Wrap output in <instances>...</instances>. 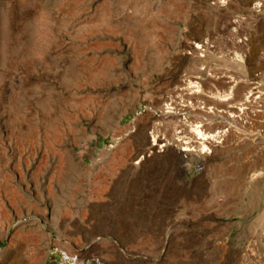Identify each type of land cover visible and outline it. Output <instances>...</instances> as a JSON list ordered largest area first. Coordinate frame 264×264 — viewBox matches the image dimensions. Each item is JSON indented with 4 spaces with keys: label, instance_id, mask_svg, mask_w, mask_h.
<instances>
[{
    "label": "rangeland",
    "instance_id": "1",
    "mask_svg": "<svg viewBox=\"0 0 264 264\" xmlns=\"http://www.w3.org/2000/svg\"><path fill=\"white\" fill-rule=\"evenodd\" d=\"M96 4L0 0V264H264V205L247 165L214 166L209 186L157 159L106 188L132 148L89 140H109L167 61L135 60L134 76L114 69L100 55L113 25ZM167 6L175 26L186 6ZM65 171L66 198L55 188ZM88 171L102 186L83 187Z\"/></svg>",
    "mask_w": 264,
    "mask_h": 264
},
{
    "label": "built area",
    "instance_id": "2",
    "mask_svg": "<svg viewBox=\"0 0 264 264\" xmlns=\"http://www.w3.org/2000/svg\"><path fill=\"white\" fill-rule=\"evenodd\" d=\"M170 1L96 4L98 16L107 11L105 19L113 25L114 46L103 48L100 55L112 58L114 69L134 76L139 72L135 60L167 61L157 78L142 88L145 98L118 122L109 140L100 143L97 135L89 140L96 150H110L122 141L132 148L127 165L106 188L120 178L131 179L157 159L168 158L184 179L205 178L209 186L214 166L247 165L248 184L258 182L264 205V0H182L186 7L175 26L164 10L167 5L170 10ZM141 127L144 141L139 143ZM92 176L88 171L84 188H90V182L102 186L90 180ZM73 186L65 171L55 188L66 198ZM257 226L264 236V221Z\"/></svg>",
    "mask_w": 264,
    "mask_h": 264
},
{
    "label": "crops",
    "instance_id": "3",
    "mask_svg": "<svg viewBox=\"0 0 264 264\" xmlns=\"http://www.w3.org/2000/svg\"><path fill=\"white\" fill-rule=\"evenodd\" d=\"M106 12H107V11L102 10V11L99 13V18H101L102 20H104V19H105Z\"/></svg>",
    "mask_w": 264,
    "mask_h": 264
},
{
    "label": "bare ground",
    "instance_id": "4",
    "mask_svg": "<svg viewBox=\"0 0 264 264\" xmlns=\"http://www.w3.org/2000/svg\"><path fill=\"white\" fill-rule=\"evenodd\" d=\"M163 161H165V163H167L169 160H168V158H166V159H162ZM158 163V162H157ZM160 165V164H159ZM166 165V164H165ZM162 165H160V169L162 168L161 167ZM158 168H159V166H158ZM154 171H157V168H155V169H153ZM86 250H84L83 252H85ZM87 252V251H86Z\"/></svg>",
    "mask_w": 264,
    "mask_h": 264
}]
</instances>
